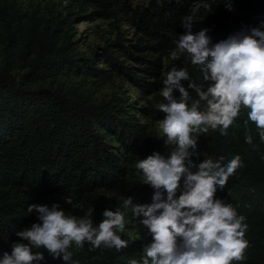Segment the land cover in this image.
Returning <instances> with one entry per match:
<instances>
[{"label": "trees", "instance_id": "obj_1", "mask_svg": "<svg viewBox=\"0 0 264 264\" xmlns=\"http://www.w3.org/2000/svg\"><path fill=\"white\" fill-rule=\"evenodd\" d=\"M7 1L0 0V16L5 15L3 6ZM75 1L105 19L118 15L126 17L148 41L138 49L153 53L176 47L182 17L190 10L188 4L181 7L167 0H162L161 6L150 3L138 10L131 9L127 0ZM234 2L251 21V16H260L258 6H264V0ZM241 32L249 31L240 30L231 35ZM36 41L39 52L26 66L28 70L24 74L15 77L9 70L0 69V259L5 252L11 253L13 242L20 240L16 235L18 231L39 222L36 214L28 212V207L40 204L41 198L56 195L81 202L90 200L98 190H106L117 192L125 199L132 196L134 203L151 204L155 191L150 185L129 177V160H123L122 153L114 152L102 134L107 131L115 135L132 158L142 149L148 152L144 149L147 134L143 126L130 121L134 117L118 105L92 104L82 95L65 90L63 84L53 78L65 71H81L106 80L110 77L109 72L89 65L87 62L92 61L91 58L68 55L66 47H55L52 40ZM217 42L210 40L211 44ZM121 48L122 53H128ZM108 53L105 58L109 67L116 69L119 75L129 76L145 92L155 88V83L145 84L140 78L129 75L132 73L130 68L114 63V57ZM129 57L137 64H151L144 71L159 77L158 58L148 60L130 54ZM187 72L190 80L184 81L185 87L203 77L200 68H188ZM189 92L192 100L198 99L194 90L189 89ZM245 121H248L247 125ZM209 132L208 136L192 134L198 141V150L209 157L197 159L193 156L197 164L204 159L216 161L223 156L221 163L225 165L240 156V167L229 177L226 187L223 190L217 187L215 194L224 204H231L238 216H244L243 223L248 226L244 236L248 242L244 259L232 264H264V143L260 141L259 129L248 120L246 112L237 131L230 126L226 135L221 134L220 128H209ZM249 134L252 145L245 140ZM197 170L192 169L193 172ZM182 191L183 178L177 198ZM140 232L147 234L150 244L152 237L141 223ZM117 234L127 240L121 233ZM127 241L128 246L119 251L103 246L92 248L87 242L83 247L73 242L69 251L78 264H131L132 260L142 264L145 254L136 252V242ZM46 264H64V261L53 259L46 251Z\"/></svg>", "mask_w": 264, "mask_h": 264}, {"label": "clouds", "instance_id": "obj_2", "mask_svg": "<svg viewBox=\"0 0 264 264\" xmlns=\"http://www.w3.org/2000/svg\"><path fill=\"white\" fill-rule=\"evenodd\" d=\"M201 6L210 7L207 3L197 4L193 15ZM226 7L233 10L230 0H226ZM193 25V17H186V32L176 41L171 58L175 60L186 52L191 63L202 69L203 83L190 82L185 87L182 81L190 77L184 69L173 67L166 74L160 96L167 103L161 102L158 108L166 114L160 128L166 137L165 145L172 146V150L167 157L154 152L136 165L142 170L143 183L155 190L153 202L134 203L132 196L124 201L126 209L142 218L140 223L152 237L144 249L142 264H232L244 259L248 247L244 239L248 227L243 223L245 217L215 197L217 187L223 190L240 167V156L225 165L221 163L223 156L197 164L192 157L198 159L200 153L192 133L220 128L226 135L243 107L249 109L248 120L259 129L264 143V21L248 33H237L215 44L210 43L209 29L193 34ZM189 89L199 97L191 105ZM201 102H205L203 111ZM245 140L253 144L250 134ZM192 168L198 170L193 172ZM182 178L183 191L177 198ZM28 212L36 214L39 222L16 233L20 240L12 243L11 253L5 252L0 264H46L40 249L55 260L62 259L64 264H78L69 251L73 242L80 247L87 242L92 248L103 246L117 251L128 246V241L117 234V230L125 231L122 212L106 208L98 226H94L91 211L82 217L69 216L59 203L30 204Z\"/></svg>", "mask_w": 264, "mask_h": 264}, {"label": "rangeland", "instance_id": "obj_3", "mask_svg": "<svg viewBox=\"0 0 264 264\" xmlns=\"http://www.w3.org/2000/svg\"><path fill=\"white\" fill-rule=\"evenodd\" d=\"M167 1L181 7L188 4L190 9L182 17L179 37L186 32L183 22L188 16L193 17V34H198L202 29L207 28L209 29L207 35L212 42L226 40L236 31H249L251 27H259L261 21H264V6L261 5L258 6L260 16H251V21L234 0H230L233 9L231 11L226 7V0L211 2H206V0ZM127 2L131 9L135 10L148 7L150 3L162 5V0H127ZM205 3L210 7L201 6L199 11L193 15L192 9L197 4ZM3 7L6 12L5 15L0 16V69L9 70L15 77L24 74L28 70L26 66L35 59L36 52H39L36 40L38 42L52 40L55 47H66L68 55L76 58H91L92 61L87 62L89 65L109 72L110 77L106 80L93 78L81 71H65L64 74H55L56 76L53 78L57 83L63 84L65 90L82 95L92 104L118 105L119 108L126 110L130 117H134L130 121L143 126L144 132L147 134L144 149L150 153L148 154L142 149L132 158L125 152L115 135L107 131L102 132L105 141L114 149V152L122 153L123 160H129L127 163L129 177L132 180L143 182L145 178L142 170L136 167L137 163L154 152H160L167 157L172 150V146L165 145L166 137L160 128V123L166 114L159 110L158 105L161 102L167 103L160 96V89L164 87L163 80L173 67L186 71L188 68L197 70L200 67L191 63V58L186 52L178 54L177 58L173 60L171 52L176 50V47L163 53H153L150 50L140 51L138 47L146 45L148 41L126 17L118 15L115 18L105 19L93 13L90 7L75 0H67L66 4L65 0H8ZM261 30L264 31V28ZM120 46L128 53H122L123 49ZM106 53L110 57H114L113 62L117 65L130 68L132 73L129 75L140 78L145 84L155 83V88L150 92H145L139 83L133 82L129 76L119 75L116 69L113 70L109 67L105 58ZM117 53L120 55L118 56ZM129 54L143 56L148 60L158 58L159 77L155 78L144 71V68L150 67L151 64H137L132 57H129ZM139 62L142 63V61ZM199 80L197 85L203 83V77ZM204 90H206V86ZM175 95L179 97L178 92ZM193 101L195 100L190 101V105ZM200 110H205V102H201ZM248 111L247 108H241L238 117L231 125L232 128L236 131L240 129L241 120ZM192 134L208 136L210 132L208 129L207 132L197 131ZM198 152L201 157L209 158L202 151L198 150ZM125 200L117 192L98 190L93 193L90 200L86 201L75 202L51 195L41 198L39 203L49 206L59 203L66 215L69 216L82 217L91 211L94 226H98V223L103 219L102 212L106 208L122 212L125 217V231L117 230V232L127 240L136 242V252L144 255V249L148 245V236L140 232V219L133 215L130 208L124 207ZM34 251L36 250L34 249ZM40 251H43L46 257V250L40 249ZM44 263L45 261L40 262V264Z\"/></svg>", "mask_w": 264, "mask_h": 264}]
</instances>
